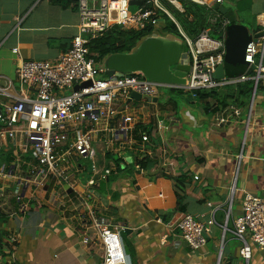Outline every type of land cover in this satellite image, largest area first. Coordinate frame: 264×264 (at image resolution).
Instances as JSON below:
<instances>
[{
	"label": "crops",
	"instance_id": "obj_1",
	"mask_svg": "<svg viewBox=\"0 0 264 264\" xmlns=\"http://www.w3.org/2000/svg\"><path fill=\"white\" fill-rule=\"evenodd\" d=\"M177 1L182 9L187 2ZM164 4L169 13L168 7L177 10ZM222 6L235 17L228 27H245L252 37L264 33V0H224ZM173 19L191 39L209 27L206 19L205 27L187 31ZM79 23L77 0H0V77L15 79L19 59L13 48L23 60L55 61L71 47ZM162 28L159 20L154 33L131 53L145 40L168 41L182 46L180 62L189 66L185 44L161 33ZM110 58L99 64L106 69L103 78L113 75L106 67ZM234 72L225 66V80L196 99L173 89L170 94L160 89L155 103L118 99L115 106L132 118L134 131L115 138L108 129L96 137L94 154L85 160L90 165L72 161V167L79 162L69 175L73 189L50 175L41 184L21 188L20 202L10 194L6 202L0 200V264L8 254H14L16 264H101V244L89 229L93 216L119 234L128 264H246L232 231L244 196L264 197V84L239 82ZM133 73L144 76L141 71L128 74ZM232 108L238 116L231 115ZM224 110L228 123L218 125ZM119 121L111 120L109 127L117 128ZM160 122L165 129L157 128ZM143 135L149 142L142 143ZM5 155L0 154V165L13 160ZM143 158L147 168L142 173L136 165L125 166ZM24 159L13 170L15 180L0 181V188L12 191L22 177L34 179L33 161ZM105 170L110 175L101 180L96 173ZM184 214L216 222L199 250H192L176 228ZM85 237L88 244L82 243ZM249 264H264V251L254 246Z\"/></svg>",
	"mask_w": 264,
	"mask_h": 264
},
{
	"label": "built area",
	"instance_id": "obj_2",
	"mask_svg": "<svg viewBox=\"0 0 264 264\" xmlns=\"http://www.w3.org/2000/svg\"><path fill=\"white\" fill-rule=\"evenodd\" d=\"M185 1L205 8L209 14V27L202 29L195 39L181 30L164 7L165 0H77L80 16L77 34L71 47L55 61L23 60L19 57L18 48L12 49L19 59L15 79L0 77V154H6V157L10 154L14 161L1 163L0 181L15 180L13 170L19 169L17 164L25 163L24 158L33 161L31 176L34 179L22 177V182L12 191L0 188L1 201L6 202L10 194L20 202L21 188L41 184L50 175H55L73 189L69 175L79 162L72 167V161L90 159L94 154L96 137L108 129L115 138L126 137L134 131L132 118L115 106L118 99H129L132 93L153 99L160 89L179 90L196 99L198 92L213 90L221 84L215 79L214 72L224 63L225 34L230 22L214 10V6L222 5L224 0ZM133 2H142L143 6L132 13L130 5ZM166 2L183 13L177 0ZM160 14L175 25L190 57V70L184 84L163 85L134 73L103 78L106 69L89 58L88 43L114 27L128 31L156 28ZM215 27L219 38L211 36ZM263 54L264 36L252 40L245 49L244 62L249 65L247 71L254 68L255 75L251 77L245 73L237 81H253L255 87L261 82L264 84ZM230 110L231 115H239L238 110ZM220 114L218 125L227 124L228 112L224 110ZM117 118L120 120L118 127H109L111 120ZM157 128L165 129L166 126L160 122ZM141 141L149 142L147 135H143ZM135 169L138 173L144 171L137 165ZM96 174L105 180L110 170ZM215 225L213 217L203 222L184 214L176 228L183 241L195 251L206 246ZM89 229L101 244V264H128L119 234L110 230L104 219L93 216ZM225 232L226 228H223V234ZM232 233L242 244L239 255L246 264L252 259L254 246L264 251V197L244 196L241 215L235 220ZM88 242L87 237L82 241L83 244ZM14 244L15 239L12 240ZM3 264H16L14 254H8Z\"/></svg>",
	"mask_w": 264,
	"mask_h": 264
},
{
	"label": "water",
	"instance_id": "obj_3",
	"mask_svg": "<svg viewBox=\"0 0 264 264\" xmlns=\"http://www.w3.org/2000/svg\"><path fill=\"white\" fill-rule=\"evenodd\" d=\"M220 15L228 19L230 23L235 22L233 13L220 4L214 6ZM264 36H250L245 27L232 26L227 29V39L225 41V60L219 65L214 77L218 81L225 80V66L238 67L240 70H247L248 64L244 62L245 49L252 40H257ZM182 46L180 44H171L168 41L155 39L145 40L136 51L129 54L113 55L106 62L107 70L122 77L125 74L141 71L146 79L163 85H183L184 78L189 72L190 67L182 65ZM174 67V70H172ZM78 88H75L77 90ZM156 102L157 99H144L140 94L132 93L129 102ZM130 161V159H129ZM102 200V199H101Z\"/></svg>",
	"mask_w": 264,
	"mask_h": 264
},
{
	"label": "trees",
	"instance_id": "obj_4",
	"mask_svg": "<svg viewBox=\"0 0 264 264\" xmlns=\"http://www.w3.org/2000/svg\"><path fill=\"white\" fill-rule=\"evenodd\" d=\"M59 2L60 1H56V3ZM141 4L143 3L133 2L130 5V11L133 13L141 6ZM182 5H183V15H185L186 17L188 15L192 16V20L190 21L191 24H195L197 28L206 26L207 13L205 10L204 11L200 10L198 8L200 6L192 5V3L188 4V2H182ZM160 21L163 25V28L161 29V33L173 35L181 40V36L179 35L175 25L168 18H161ZM207 25L209 26V24ZM185 29L186 30L188 29L189 31H193L190 28H185ZM215 29L216 27L213 28V34H211V36L213 38H219V35L215 32ZM155 30H156L155 28L149 27L147 30L134 32V31L124 30L120 27H114L110 32L104 34L101 37L93 39L88 43L87 47L89 50V58L93 59L97 64H101L104 61V59L108 56H113L118 54H129L135 49V47L140 41L152 35ZM234 68H235V72L231 74L232 76L234 75L241 76L245 73L248 76L251 77L254 76V72L251 69L248 71L247 70L243 71L237 67ZM203 93H204L203 91L198 92L196 97H202ZM143 130L145 131V134L148 135V132H146L147 130L146 129ZM115 162L118 164L120 162L121 163L124 162V160L115 159ZM135 165L145 170L147 168V161L145 158L137 159L131 165H125V166L129 169ZM1 245H2V237L0 236V246Z\"/></svg>",
	"mask_w": 264,
	"mask_h": 264
},
{
	"label": "rangeland",
	"instance_id": "obj_5",
	"mask_svg": "<svg viewBox=\"0 0 264 264\" xmlns=\"http://www.w3.org/2000/svg\"><path fill=\"white\" fill-rule=\"evenodd\" d=\"M163 4H164V2H163ZM165 5V4H164ZM200 10H205V8H203V7H198ZM168 9H169V11H170V13H171V15L174 17V18H176L177 20H179L180 21V23L184 26V28H190V29H195L197 26L195 25V24H191L190 23V21H188L187 20V18H186V16L185 15H183V14H181V13H178V11L176 10H174V9H172L171 7H168ZM206 11V10H205ZM203 13V12H202ZM207 13V12H206ZM207 15H208V13H207ZM233 24H231V26H232ZM187 31H188V29H187ZM172 70H174V67H172ZM164 91L165 92H167L168 94H170L171 92L170 91H168V89H164ZM84 163H87L88 164V161H85ZM88 165H90V163L88 164ZM92 168V165L89 167V169H91Z\"/></svg>",
	"mask_w": 264,
	"mask_h": 264
}]
</instances>
